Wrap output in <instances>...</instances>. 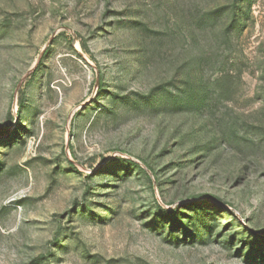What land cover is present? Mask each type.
I'll return each instance as SVG.
<instances>
[{"label":"rangeland","instance_id":"374dc122","mask_svg":"<svg viewBox=\"0 0 264 264\" xmlns=\"http://www.w3.org/2000/svg\"><path fill=\"white\" fill-rule=\"evenodd\" d=\"M0 264H264V0H0Z\"/></svg>","mask_w":264,"mask_h":264},{"label":"bare ground","instance_id":"6f19581e","mask_svg":"<svg viewBox=\"0 0 264 264\" xmlns=\"http://www.w3.org/2000/svg\"><path fill=\"white\" fill-rule=\"evenodd\" d=\"M2 137L0 136V139H1Z\"/></svg>","mask_w":264,"mask_h":264}]
</instances>
